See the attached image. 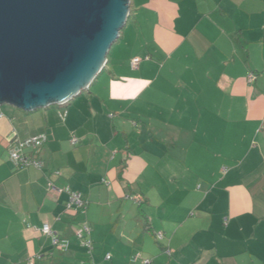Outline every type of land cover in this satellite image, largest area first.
<instances>
[{
    "label": "crops",
    "instance_id": "1",
    "mask_svg": "<svg viewBox=\"0 0 264 264\" xmlns=\"http://www.w3.org/2000/svg\"><path fill=\"white\" fill-rule=\"evenodd\" d=\"M8 106L0 264H264V0H130L87 90L62 106ZM42 134L46 169L13 167L12 142ZM50 184L86 209L69 211ZM84 223L91 253L75 236Z\"/></svg>",
    "mask_w": 264,
    "mask_h": 264
},
{
    "label": "water",
    "instance_id": "2",
    "mask_svg": "<svg viewBox=\"0 0 264 264\" xmlns=\"http://www.w3.org/2000/svg\"><path fill=\"white\" fill-rule=\"evenodd\" d=\"M130 0H0V104L61 105L103 70Z\"/></svg>",
    "mask_w": 264,
    "mask_h": 264
},
{
    "label": "built area",
    "instance_id": "3",
    "mask_svg": "<svg viewBox=\"0 0 264 264\" xmlns=\"http://www.w3.org/2000/svg\"><path fill=\"white\" fill-rule=\"evenodd\" d=\"M140 58H135L132 60L131 67L133 69H137L139 67V64L141 63ZM257 79L256 74L250 73L248 76V82L253 83ZM66 104V103H64ZM61 104L60 106L64 105ZM2 105L0 104V120L4 118V114L2 113ZM62 119L66 118V113L61 115ZM78 140L74 139L73 143H77ZM47 143V137L45 135H37L32 136L26 139H15L12 144L10 145L8 149L9 158L11 163L14 165L15 168L21 169V168H35L38 170H44L47 167V162L41 157V151L44 145ZM58 175V172L56 173ZM49 190L56 194L60 195L62 193H66L69 195V202L67 204V209L71 212L77 213L82 212L86 209V202L83 200L82 194L79 192H74L71 190L70 187L65 188H58L54 184H50ZM138 203H141V201H137ZM91 227L84 223L82 224L81 228H79L76 231L75 236L77 239L81 242V245L85 247L89 253L93 251V243L90 239L91 235ZM42 233L51 237L52 244L55 248L60 249L61 251L65 252L69 249L70 244L67 240L61 239L59 236H57L51 229L49 224H45L42 228ZM158 239L163 238L162 233H158L157 235ZM139 259H141V255L137 254L133 256L131 262L134 264ZM106 260H111V255L108 254L106 256ZM144 264H150L149 260H144ZM30 264H33V262H30Z\"/></svg>",
    "mask_w": 264,
    "mask_h": 264
},
{
    "label": "rangeland",
    "instance_id": "4",
    "mask_svg": "<svg viewBox=\"0 0 264 264\" xmlns=\"http://www.w3.org/2000/svg\"><path fill=\"white\" fill-rule=\"evenodd\" d=\"M8 107H10V106H8V104H5V105H2V113H3V111H6L7 110V108ZM262 136V135H261ZM260 136V137H261ZM255 143V142H254ZM247 144H248V142H245L244 141V139H242V136H240V138H239V150H238V153H239V156H241L248 148V146H247ZM247 148V149H246ZM244 149H246V150H244ZM8 157H9V154H8ZM9 161H10V158H9ZM11 162V161H10ZM12 164V163H11ZM12 166L14 167V165L12 164ZM135 256V255H134Z\"/></svg>",
    "mask_w": 264,
    "mask_h": 264
}]
</instances>
